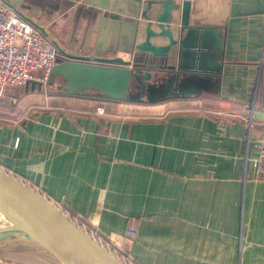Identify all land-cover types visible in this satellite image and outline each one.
I'll return each mask as SVG.
<instances>
[{
    "label": "crops",
    "instance_id": "crops-1",
    "mask_svg": "<svg viewBox=\"0 0 264 264\" xmlns=\"http://www.w3.org/2000/svg\"><path fill=\"white\" fill-rule=\"evenodd\" d=\"M3 1L66 55L134 62L184 0ZM190 2V24L223 43L220 88L148 103L29 86L0 105V169L135 264H264V0Z\"/></svg>",
    "mask_w": 264,
    "mask_h": 264
},
{
    "label": "water",
    "instance_id": "water-1",
    "mask_svg": "<svg viewBox=\"0 0 264 264\" xmlns=\"http://www.w3.org/2000/svg\"><path fill=\"white\" fill-rule=\"evenodd\" d=\"M190 4L184 0L164 8L155 21L159 32L148 26L146 39L136 47L143 56L134 62H90L58 48L67 59L58 58L47 84L59 81L56 88L63 93L94 91L111 100L148 103L186 98L212 84L220 88L223 43L217 30L190 24ZM179 6L174 24L171 12ZM161 39L163 45L151 43ZM29 86L40 89L42 85L29 82L19 90ZM0 215L7 222L0 227V257L26 250L50 258L53 264H125L42 195L1 169Z\"/></svg>",
    "mask_w": 264,
    "mask_h": 264
},
{
    "label": "built area",
    "instance_id": "built-area-1",
    "mask_svg": "<svg viewBox=\"0 0 264 264\" xmlns=\"http://www.w3.org/2000/svg\"><path fill=\"white\" fill-rule=\"evenodd\" d=\"M57 60L55 46L12 7L0 0V98L8 89L22 88L29 82L46 85ZM248 127L250 129V122ZM254 148V176L255 179H264V129L255 139ZM69 218L125 264H135L128 251L119 250L94 226L77 217Z\"/></svg>",
    "mask_w": 264,
    "mask_h": 264
},
{
    "label": "rangeland",
    "instance_id": "rangeland-1",
    "mask_svg": "<svg viewBox=\"0 0 264 264\" xmlns=\"http://www.w3.org/2000/svg\"><path fill=\"white\" fill-rule=\"evenodd\" d=\"M59 83L60 82H58V84ZM54 91H55V88L47 87V88H45V90H43V93L50 94V93H52ZM21 93H22V91H20L19 88H17V89H13V88L12 89H8L6 91V93H5V95L2 98H0L1 107L3 105H13L15 103L18 104V102L15 100L14 97L20 95ZM27 253L31 254L32 252H29V251H26V250L12 251V252L7 253L8 255H10V257H0V258H6L7 260L14 261V262L15 261H22V260L19 259V257L21 255H24V254H27ZM32 254H34V256H32V257L35 259V261L31 262L30 264H53L52 262H49L50 258H47V257H44L43 255H41V256H43L42 258L36 259V257H35V256H37L36 253H32Z\"/></svg>",
    "mask_w": 264,
    "mask_h": 264
},
{
    "label": "bare ground",
    "instance_id": "bare-ground-1",
    "mask_svg": "<svg viewBox=\"0 0 264 264\" xmlns=\"http://www.w3.org/2000/svg\"><path fill=\"white\" fill-rule=\"evenodd\" d=\"M6 224H7V222H5V220L0 215V227L5 226ZM32 256H34V254H32V253L28 254L27 253V254L21 255L19 257V259L26 262V263H31V262L35 261V259ZM35 257H36V259H38V258H42L43 256L37 255ZM50 262H52V260H50Z\"/></svg>",
    "mask_w": 264,
    "mask_h": 264
},
{
    "label": "trees",
    "instance_id": "trees-1",
    "mask_svg": "<svg viewBox=\"0 0 264 264\" xmlns=\"http://www.w3.org/2000/svg\"><path fill=\"white\" fill-rule=\"evenodd\" d=\"M47 85H48V84H47ZM57 85H58V84L54 83V85H52V86L48 85V86L57 89V88H56Z\"/></svg>",
    "mask_w": 264,
    "mask_h": 264
}]
</instances>
